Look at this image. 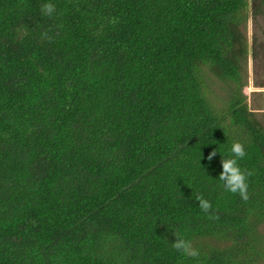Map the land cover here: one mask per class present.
I'll return each mask as SVG.
<instances>
[{"label": "trees", "instance_id": "trees-1", "mask_svg": "<svg viewBox=\"0 0 264 264\" xmlns=\"http://www.w3.org/2000/svg\"><path fill=\"white\" fill-rule=\"evenodd\" d=\"M258 1L0 0V264L264 262V126L240 88ZM236 141L247 201L218 179Z\"/></svg>", "mask_w": 264, "mask_h": 264}, {"label": "rangeland", "instance_id": "rangeland-1", "mask_svg": "<svg viewBox=\"0 0 264 264\" xmlns=\"http://www.w3.org/2000/svg\"><path fill=\"white\" fill-rule=\"evenodd\" d=\"M251 2L250 8L260 3L258 0H251ZM244 33L249 43V56L240 88L246 96L249 109L264 126V17L261 16L255 20L254 16H251ZM207 84V92L212 103L217 107L225 108L230 98L231 87L211 75L207 79Z\"/></svg>", "mask_w": 264, "mask_h": 264}, {"label": "clouds", "instance_id": "clouds-1", "mask_svg": "<svg viewBox=\"0 0 264 264\" xmlns=\"http://www.w3.org/2000/svg\"><path fill=\"white\" fill-rule=\"evenodd\" d=\"M41 11L44 15L51 16L55 11V5L51 3H45L41 6ZM43 35L47 37V33H44ZM47 38L51 39L50 37ZM230 152V157H222L223 171L220 173L218 179L223 182V186L226 191L233 194L238 193L244 201H247L249 199L247 178L253 173L242 170L238 164V160H241L246 156L243 144L239 141L234 142L231 145ZM215 155L216 151L214 150L208 155V160L211 161ZM196 200L199 201L198 206L202 211L205 213L210 211L212 207L211 203L203 198V196L198 195ZM174 235L176 240L174 243H172L173 248H175L177 251L183 252V254L186 256L193 258L199 256L198 250L194 249L190 242L184 240L178 234Z\"/></svg>", "mask_w": 264, "mask_h": 264}]
</instances>
